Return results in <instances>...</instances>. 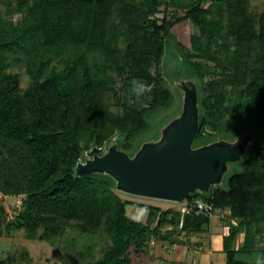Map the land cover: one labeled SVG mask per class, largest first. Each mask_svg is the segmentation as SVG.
<instances>
[{
    "label": "trees",
    "instance_id": "16d2710c",
    "mask_svg": "<svg viewBox=\"0 0 264 264\" xmlns=\"http://www.w3.org/2000/svg\"><path fill=\"white\" fill-rule=\"evenodd\" d=\"M0 3L11 14L0 13V193L23 197L7 232L24 231L40 241L69 229L104 232L111 245L92 264H132L133 248L143 251L162 237L189 243L204 234L212 224L209 214L159 208L152 210L156 224L146 225L129 217L130 204L110 177L75 173L94 147L116 142L133 156L158 137L157 125L181 100L167 76L176 67L199 89L195 147L247 131L255 137L235 163L238 172L187 201L201 200L227 215V264H251L240 256L258 255L264 262V11L252 13L251 0ZM178 8L184 17L170 12ZM17 15L20 21L12 19ZM186 21L198 33L184 53L172 30ZM17 66L25 69L26 88L13 71ZM133 81L145 85L141 94ZM164 228L170 229L162 233Z\"/></svg>",
    "mask_w": 264,
    "mask_h": 264
},
{
    "label": "water",
    "instance_id": "95a60500",
    "mask_svg": "<svg viewBox=\"0 0 264 264\" xmlns=\"http://www.w3.org/2000/svg\"><path fill=\"white\" fill-rule=\"evenodd\" d=\"M175 86L182 95L181 109L160 128L157 138L145 141L133 156L116 142L107 148L94 147L77 164V177L108 176L120 193L175 204L222 186L255 137L247 131L234 139L195 147L201 116L198 85L180 77Z\"/></svg>",
    "mask_w": 264,
    "mask_h": 264
},
{
    "label": "rangeland",
    "instance_id": "374dc122",
    "mask_svg": "<svg viewBox=\"0 0 264 264\" xmlns=\"http://www.w3.org/2000/svg\"><path fill=\"white\" fill-rule=\"evenodd\" d=\"M184 1L189 3L190 0ZM250 11L257 15L262 14L264 11V0H251ZM170 12H177L180 17L185 16V11L179 8L176 11L170 10ZM0 13L6 14L5 16L11 19L10 11L6 12V5L3 3H0ZM164 15L165 7H162L159 18H164ZM12 19L14 21H20L22 16H13ZM172 31L176 44L179 45L178 50H184V53L191 48V37L198 33L197 29L189 21L175 26ZM13 71L21 74L22 86L26 88L27 75L25 69L17 66L13 68ZM180 75L181 69L176 67L170 69L167 74L169 83H174V86L172 85L173 92L181 99V92L175 86V82L179 79ZM185 79L188 80V78ZM179 109H181V100L177 109L172 110L165 116L163 122L157 125L156 132H159L164 124H167L171 119L175 118L179 114ZM235 172H238V166L234 164L224 181H227ZM118 193L130 204L127 208L129 217L151 226H154L157 221L156 218L151 219L154 215L152 210L155 211V209L159 208L164 210H181L185 203L184 201L183 203L175 204ZM22 199L23 197L21 196L0 199V219L4 222L2 223L3 235L0 236V261L6 264H92L100 259L103 251L111 245L109 236L104 232L92 236L83 234L78 230L69 229L63 236L54 237L51 241L29 240L24 231L15 230L11 233L7 232V223L14 220L21 211ZM222 214H224L222 211H216L212 219V227H209L208 230H211L215 226H221V224L224 226L221 218ZM168 229L170 228H164L162 233L168 232ZM228 233L229 228L225 227L224 234L228 235ZM40 235H42V232ZM193 239V241L187 243L184 237H181L176 244L172 243L173 241L170 238L165 239L162 237L161 240L152 242L149 248L143 251L139 252L135 248L131 249L129 256L132 264H191L195 252L191 247L199 243L197 241L199 236L194 235ZM241 245L242 241L240 239L236 246L240 247ZM259 248L263 247L259 246ZM240 258L251 264H258L261 257L258 255L253 258L247 256H240Z\"/></svg>",
    "mask_w": 264,
    "mask_h": 264
},
{
    "label": "crops",
    "instance_id": "0c3cea01",
    "mask_svg": "<svg viewBox=\"0 0 264 264\" xmlns=\"http://www.w3.org/2000/svg\"><path fill=\"white\" fill-rule=\"evenodd\" d=\"M224 230L225 227L221 224L202 235H196L199 236L197 240L199 243L191 247L195 251L191 264H227V256L224 253V237L226 236ZM240 239L243 241V236ZM193 240V237H190V241Z\"/></svg>",
    "mask_w": 264,
    "mask_h": 264
},
{
    "label": "built area",
    "instance_id": "2783aa9c",
    "mask_svg": "<svg viewBox=\"0 0 264 264\" xmlns=\"http://www.w3.org/2000/svg\"><path fill=\"white\" fill-rule=\"evenodd\" d=\"M6 198L3 194L0 193V199ZM21 199V198H20ZM196 211L198 213H205L209 214L210 216H214L216 213L214 211V206L211 204H207L201 200H197L194 203H189L187 200L183 204V207L181 208V212L184 215L190 214L191 212ZM226 214H222L221 218H226ZM236 224V223H235Z\"/></svg>",
    "mask_w": 264,
    "mask_h": 264
},
{
    "label": "clouds",
    "instance_id": "9594fccd",
    "mask_svg": "<svg viewBox=\"0 0 264 264\" xmlns=\"http://www.w3.org/2000/svg\"><path fill=\"white\" fill-rule=\"evenodd\" d=\"M133 91L136 94H141L144 90L145 85L138 81H133ZM258 264H264V262L258 261Z\"/></svg>",
    "mask_w": 264,
    "mask_h": 264
},
{
    "label": "bare ground",
    "instance_id": "6f19581e",
    "mask_svg": "<svg viewBox=\"0 0 264 264\" xmlns=\"http://www.w3.org/2000/svg\"><path fill=\"white\" fill-rule=\"evenodd\" d=\"M158 201H160V200H158Z\"/></svg>",
    "mask_w": 264,
    "mask_h": 264
}]
</instances>
